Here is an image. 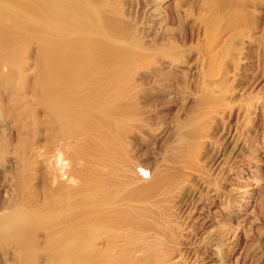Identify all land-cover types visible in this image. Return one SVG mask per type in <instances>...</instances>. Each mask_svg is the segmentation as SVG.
<instances>
[{
    "label": "bare ground",
    "instance_id": "bare-ground-1",
    "mask_svg": "<svg viewBox=\"0 0 264 264\" xmlns=\"http://www.w3.org/2000/svg\"><path fill=\"white\" fill-rule=\"evenodd\" d=\"M154 1L159 8L168 0ZM119 2L0 0V116L3 121L13 113L33 116L29 101H37L45 134L56 126L61 135L55 145L49 147L48 141L42 148L38 175L29 173L27 180L29 169L22 164L15 183L0 188V197L14 194L0 201V264H170L162 250L164 233L147 218L164 196L159 189L167 173L157 172L152 184L139 185L142 177L132 169L144 165L124 161L116 136L123 120L117 106L123 82L129 70L150 58L127 26ZM249 2L255 0H201V15L192 23L213 39L218 21H226L231 31L224 35H231L245 29ZM23 39L35 52L32 71L21 54ZM206 53L212 65L215 55ZM30 79L32 93L24 85ZM200 114L203 119L205 113ZM198 132L197 126L176 140V166L188 170L195 164L202 146Z\"/></svg>",
    "mask_w": 264,
    "mask_h": 264
},
{
    "label": "rangeland",
    "instance_id": "rangeland-1",
    "mask_svg": "<svg viewBox=\"0 0 264 264\" xmlns=\"http://www.w3.org/2000/svg\"><path fill=\"white\" fill-rule=\"evenodd\" d=\"M200 1L168 0L158 8L154 0H120L127 26L150 58L129 70L123 82L117 105L123 130L113 133L119 134L124 161L144 165L132 169L142 177L139 185L167 173L159 189L164 196L147 218L164 233L168 263L264 264V0L248 3L245 29L225 36L231 28L219 20L216 40L192 23L201 15ZM210 51L212 65L205 61ZM21 54L34 70L35 52L24 39ZM32 82L24 83L28 93ZM36 102L29 101L33 116L13 113L7 121L0 116V188L15 183L22 164L29 169L27 180L29 173L38 175L42 150L61 138L56 126L45 134ZM197 126L202 146L195 152V169L184 170L174 164L176 140ZM32 146L35 153L29 152Z\"/></svg>",
    "mask_w": 264,
    "mask_h": 264
}]
</instances>
